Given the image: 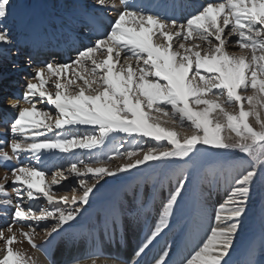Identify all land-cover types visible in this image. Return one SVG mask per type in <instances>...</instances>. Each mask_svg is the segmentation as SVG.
<instances>
[{"label":"snow or ice","instance_id":"obj_1","mask_svg":"<svg viewBox=\"0 0 264 264\" xmlns=\"http://www.w3.org/2000/svg\"><path fill=\"white\" fill-rule=\"evenodd\" d=\"M10 3L0 0V23L7 19ZM96 4L116 8L115 0H96ZM120 5L122 10L109 31L79 50L71 62L37 67L22 98L9 97L16 115L9 139L0 140V165L16 161L10 169L16 203L0 183L4 214L8 206L14 208L11 222L0 228V264H33L26 253L13 247L19 242L13 231L17 226L33 249L47 255V248L34 243L37 228L43 224L49 237L46 245L67 231L106 177L131 173L144 165H188L208 150L239 153L242 159L226 180L231 187L216 209L215 223L181 264H229L253 184L258 172L264 171V0H209L183 22L176 18L184 8L178 0L139 4L120 0ZM91 23L96 25L95 18ZM13 43L10 31L0 28V56ZM229 44L237 46L240 54L230 52ZM50 84L54 91L49 90ZM21 102L28 106L19 107ZM40 103L54 112L38 108ZM77 126L91 130L79 135L73 132ZM177 128L191 135L181 137ZM114 134L127 136L131 147L121 145L106 155H96L116 139ZM76 149L93 155L61 166L47 181L43 168L19 163L24 153L42 164L43 150L54 156V150L74 155ZM117 159L131 162L110 167ZM65 172L76 178L79 196L75 186L70 188L71 198L67 186L53 189L69 178ZM187 182L182 170L159 222L137 256L169 227ZM37 194L52 207H25V198L39 199ZM168 256L169 252H163L156 264H168ZM247 264L256 261L250 259Z\"/></svg>","mask_w":264,"mask_h":264},{"label":"rangeland","instance_id":"obj_2","mask_svg":"<svg viewBox=\"0 0 264 264\" xmlns=\"http://www.w3.org/2000/svg\"><path fill=\"white\" fill-rule=\"evenodd\" d=\"M12 1L13 0H11V4ZM69 1L71 0L66 1L65 3L66 6L63 5L60 6L57 2L53 3L54 4L53 7L56 8L55 13L56 12L59 13L61 10L66 11L67 3ZM69 8L70 10L72 9V7ZM67 13H70L69 10L66 12V14ZM12 47L14 48L13 45ZM12 47L10 50L11 53L14 51ZM234 48L236 49H231L229 47V51L234 52L237 55L240 54L238 47L235 46ZM13 55L15 56V53ZM2 69L0 68V71ZM16 69L20 71L24 70L23 68H17V67H14L13 69L8 68L7 70H5V72H3L4 73L3 75L6 76L8 74L14 73L13 71H18ZM29 69H30L29 72L33 74L34 69L31 68ZM25 79L26 78L23 77V80ZM49 90L54 91V89L51 88V84L49 85ZM24 91H25V87H24ZM247 94H251V92L249 91ZM0 95H2V97H0V101H2L3 98L6 96V94L1 93ZM8 100L9 97L7 98L5 103H7ZM21 106L27 107L28 105L27 104L21 105L20 103L19 107ZM37 107L45 110H51L54 112V109H50V106L47 105L46 103L38 104ZM250 122L254 123V120H251L250 118ZM9 129L10 127L4 128L2 130L9 132ZM184 133L185 135H191V132L188 131H185ZM79 135H83V134H79ZM113 145L115 147H120L121 145L125 148L131 147V145L124 144L121 142L120 143L115 142ZM107 147L108 145L105 147V149ZM76 150H79L77 155L80 157L83 155L84 152H88L87 150H80V149H76ZM42 152L44 153L45 150H43ZM56 152H58V150H56ZM107 153H109V151L101 153V156L103 154L106 155ZM241 159L242 157L239 153H232V152L218 153L214 150H208L206 152L197 155V157L193 161H191L188 165H183L182 162L167 163V164L158 163L154 167H148L147 165H144L142 169H133L131 173H121L117 177H106L104 179L105 181L102 180L103 182H105L103 186L102 185L99 186L98 190L94 191V193L90 196V201L89 204L86 206V210H84L82 215L78 217L77 221L73 222V225H75V223L84 222L85 220L88 219L89 215L102 214L106 210V208L107 209L109 208L108 202L111 201L112 199L115 200L120 199V201L121 199H126L127 193L124 194L120 192L118 189L119 188L118 183H123L126 180L128 181V183H126L127 186H125L126 190L128 191L129 188H131L130 198H129L130 202L133 203L134 201H137V203H141L140 206L138 207L139 209H136L133 205H131L128 209L124 210L123 212H125L126 214L127 212H131V211L141 212L145 208L147 201L143 200L141 197L138 198L137 195L139 193H141V196H146V198L148 199H152V197H156V195L161 196L162 194L163 199L160 201V206L156 208L157 209L156 212L150 219V223L154 224L157 221H159L160 213L162 211L163 205L166 202L167 198L169 197V194L176 187L177 178L180 176L181 171L183 170L184 173L187 174L188 176V182L185 187V190L182 193V196L179 200V204L176 210L178 209L182 210V207L186 205L187 200L189 199L191 194H193V191H195L193 195L194 197L196 196L195 197L196 199L194 200V205L190 210V216L188 218L187 216H185L184 219L185 221L182 222V225L179 228V230L181 232H184L183 235L184 237L190 230H195L196 228H198L201 222L208 223V220L211 221L209 226L210 229V227L213 226V224L215 223L216 209L224 201V199L226 198V194L231 187V185L228 184L226 180L228 176L232 173L233 166L238 164ZM123 162L130 163L131 161L120 160V159L113 160L111 162L112 165L110 164V167L112 168L119 167L123 165L122 164ZM65 174L68 175L69 178L65 181H62L60 185H63L64 188V186H66L65 184H67L68 187L67 194L69 198H71V196L73 195V193L70 191V188L72 186L77 187L78 191L76 195L79 196L80 190L76 178L69 175L67 172H65ZM5 175L6 174L2 175L1 177H5ZM50 178H51V174L48 177H46V181L50 180ZM88 178L90 179V177ZM108 180L110 181L108 182ZM55 187L56 186H54L53 189ZM142 188L144 189V191ZM60 194L63 195L64 191H61ZM220 194H223L225 197L223 199H220L221 202L217 204V202L219 201H217L215 198L218 197ZM38 196L39 199H42V206L48 208L52 207V205L47 204V201L43 198L42 194H38ZM207 200L210 201L215 200L216 202L215 203L216 207L213 208L212 211L211 209L207 210L205 207V203ZM112 203H114V200H112ZM107 222L110 223V220L106 218L105 224L108 225ZM26 228L27 227H24L23 231H28V229ZM186 229L188 230L186 231ZM13 231L18 233L17 240L19 241L18 243H15L13 247L26 253L27 257L31 258L32 261L37 260L34 257V253L37 252L32 251V248L27 243V241L22 236L19 235V231H20L19 227L18 226L15 227ZM146 231L147 230L145 229L144 232L146 233ZM150 234L151 232L149 233V235ZM48 239H49L48 235L42 230V228H37L36 234L34 236V242L39 243L41 241H45ZM160 240L161 238L159 239V241ZM250 241H252L249 248L250 256L248 255V257L244 258L245 264H247V261L250 259H254L256 261V264H264V171L258 172V175L255 179V182L252 187L251 197L248 203L247 214L242 218V225L235 238L234 247L231 252L238 250L239 248H242L247 242ZM167 245H169V242L167 243ZM2 247H3V242L0 241V249H2ZM167 248L168 247H166V249ZM83 254L84 253L82 252L80 241H75V244L69 241H64L58 246L53 259L55 264H59L61 262L68 264L70 263V261L72 262L74 260L81 259L80 257H82ZM42 260L44 264H47V262L44 259ZM95 261L96 264H102L100 260H95ZM80 264H91V261H84V262L82 261Z\"/></svg>","mask_w":264,"mask_h":264},{"label":"bare ground","instance_id":"obj_3","mask_svg":"<svg viewBox=\"0 0 264 264\" xmlns=\"http://www.w3.org/2000/svg\"><path fill=\"white\" fill-rule=\"evenodd\" d=\"M20 1L21 0H13L12 1V4H10V6H9V15H8L7 19L5 21H3V23H0V28L6 27L8 25V23H12L14 20H18L17 15L19 13H18L17 9H19L18 4ZM66 1L67 0H60L59 2L57 1V3L60 6L61 5L66 6V4H65ZM78 1L82 2V0H78ZM192 1H197V0H192ZM29 3L35 4L37 2L29 1ZM198 4L201 7H202V5H205V4H203V2L201 0H198ZM52 7H51V11H53V8H54V7L53 8ZM115 9H117V7ZM54 10L56 11V8H54ZM66 12L67 11L61 10L59 12V14H66ZM57 13L58 12H56V14ZM67 14L70 17L72 15V12L67 13ZM69 19L70 20L73 19V16L70 17ZM15 29L16 28H11L10 30L15 31ZM19 29L20 28H18L17 31H19ZM235 39H236V37L233 36L232 40H235ZM229 47L231 49H236V48H234L235 45H233V44H229L228 48ZM19 63L25 64V62H22V61H20ZM56 63H58V62H56ZM16 70H18V69H16ZM22 79H23V77H22ZM0 97H2V95H0ZM10 103H12V101L8 100L6 105H5V108L8 107V109L16 115L15 109L10 107ZM21 108H23V106H21ZM90 130L91 129L89 128V126H77V127L73 128V132H75L77 134L78 133L84 134L86 131H90ZM176 131L179 133V135L181 137H183L182 135H185V133H184L185 130H182V128H177ZM114 135L116 136V139L111 140L108 143V147L106 149H104V152L112 151V149L115 147L113 145L115 142L116 143L121 142V143L130 145L128 142L129 138L127 136H125L124 134H114ZM123 141H126V142H123ZM109 146H110V148H109ZM55 153H56V150H55ZM84 155L85 156H83L82 158H85V157L90 158V157H92L93 153H89V151H88V152H84ZM96 155L101 156V153L99 151H97ZM42 158H44L45 161H50L48 156L42 155ZM69 159L70 158H68V161H69ZM122 164H125V162H123ZM72 179H74V178H72ZM103 181H105V180H103ZM103 181H101L100 185H98L97 187H99L101 185L103 186V184L105 183ZM109 181L110 180H108V182ZM126 181H124L123 183H118V186H119L118 189L120 192H122L124 194L127 193V198L125 197L126 199H121V201H120V199L115 200V199L111 198L112 200H114L115 204L112 203V200H111L108 202V206H109L108 209L106 208V210L102 214L93 215V218L91 221L94 225H100L101 223H104L106 218L108 220H110V223L108 224V226L111 225V223L114 222V217L118 216V214L115 212H118V211L120 212V211L126 210L131 205H133L136 209H139L138 207L140 206L141 203H137V201H134L133 203H131L129 200L131 188H129L128 191L126 190L125 186H127L126 183H128V181L127 182ZM106 182H107V180H106ZM194 192L195 191H193V194H194ZM193 194H191V196L187 200V203L185 205L187 207H185V206L182 207V210H179V209L176 210L177 208L175 209L174 215L172 216V218L170 220L169 227L167 229H165L158 237H156V239L145 250L144 253L137 256V252H138L139 248L146 241L147 237L150 236L149 233L155 229L156 224L159 222V221H157L156 223L152 224V223H150V219L154 215V213L156 212V210H157L156 208H158L160 206V201L163 199L162 194H161V196L156 195V197H152V199H148V198H146V196H141V193H139L137 195V197L138 198L141 197L143 200L147 201L145 208L142 211L140 210L141 212L136 211L137 212L136 217L130 219V220H132V222H126V225L122 221L119 222V227H117L116 229L118 231L124 230V233L126 232L124 234L125 236H124L123 245L121 244L122 245L121 247L116 246L114 248L107 247L105 250L108 253H110V255H112V256L114 255L116 258H114L112 260H100L102 262V264H121L117 260H122L125 257L128 258V260H127L128 264H140V263L156 264V260L165 251L169 252V256L167 257L168 264H181V261L183 260V258L186 257L193 249H195L203 241L205 235L209 231V226L211 223L210 220H208V223L206 222L207 220L205 221L206 223L201 222L202 224L200 223L198 228H196L195 230H190L183 237L184 232H181L179 230V228L181 227L182 222L185 221L184 220L185 216H187V218L190 216V210L194 205V200L196 199L195 198L196 196L194 197ZM224 197L225 196L223 194H220L218 197H216L215 199L217 201H219V202H217V204H219L221 202L220 199H223ZM215 203H216L215 200H212V201L207 200L205 203L206 209L207 210L211 209V211H212L213 208L216 207ZM115 205H116V207H115ZM111 211L113 213H110ZM123 224H124V227L122 226ZM145 229L147 230L146 233H144ZM111 231L112 230L108 231V233ZM97 237H99L98 234L95 235L94 239ZM80 238L84 239L83 242L80 241L82 252L83 253L87 252V250H88V248H90L91 244L90 243L86 244V242L91 241L93 238H91V235H85V236L81 235ZM160 238H161V240L159 241ZM168 242H169V245H167ZM251 243H252V241L247 242L242 248H239L238 250L231 252L230 258H229V264H245L244 258L248 257V255L250 256L249 248H250ZM166 247H168V248L166 249ZM181 250H183V251H181ZM34 257L37 260H33V264H44V262H42L43 261L42 258L37 253H34Z\"/></svg>","mask_w":264,"mask_h":264}]
</instances>
